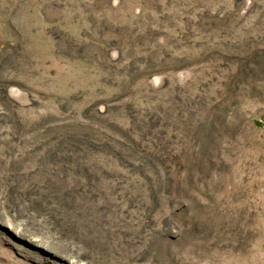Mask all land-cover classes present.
Returning <instances> with one entry per match:
<instances>
[{"label": "rangeland", "instance_id": "rangeland-1", "mask_svg": "<svg viewBox=\"0 0 264 264\" xmlns=\"http://www.w3.org/2000/svg\"><path fill=\"white\" fill-rule=\"evenodd\" d=\"M0 264H264V0H0Z\"/></svg>", "mask_w": 264, "mask_h": 264}]
</instances>
